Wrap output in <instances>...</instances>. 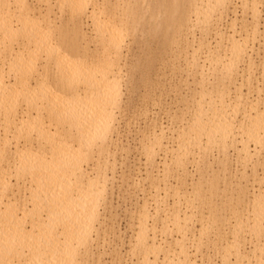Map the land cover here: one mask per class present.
<instances>
[{"label": "bare ground", "instance_id": "6f19581e", "mask_svg": "<svg viewBox=\"0 0 264 264\" xmlns=\"http://www.w3.org/2000/svg\"><path fill=\"white\" fill-rule=\"evenodd\" d=\"M144 2L145 0H0V264H80L77 260L80 249L90 247L91 241L95 240L92 234L97 230L96 226L105 222L100 219V206L109 200L106 198V185L112 162L109 165L107 157L110 155L107 153L115 140L112 136L117 132L115 122L118 115L116 113L120 112L123 77L120 61L125 56L123 48L127 35L132 30L136 31L150 11V5H153L148 19L154 21L151 27L161 29L165 35L173 29L172 44L177 43L179 38L180 41L181 38L188 41L189 31L182 33L184 28L191 27L192 32V28L196 27L199 28L198 31L208 26L210 29L213 23L218 26L233 0H155L150 4L147 2V7L143 6ZM252 3L253 21L244 30H252L255 34L258 33L261 14L259 15L258 3ZM246 5L247 3L245 7ZM192 15L195 17L194 22ZM89 21L93 23L90 42L95 45V51L91 49L94 52L88 49L92 46L90 44L88 47L91 34L88 37L83 31L85 26L84 30L88 33L87 28L90 26L86 27L84 24ZM202 32L208 34L205 30ZM233 36L236 37L235 34ZM234 37L229 43L231 50L228 49L232 51L230 57L226 55L225 60L221 55L224 44L221 41L222 47L217 51L215 48L216 56L213 53L215 57L211 56L212 61L211 58H206L211 62V66H207L209 69L199 64L200 51L204 47L200 39V42H196L198 46H193L192 52L185 59L191 60V71L201 76L203 89L209 81L206 79L207 71H211L212 77H219L218 83L222 91H234L237 102L232 107L229 103L221 104V109L213 117L208 114H195L192 117L189 132H198L200 135L190 136L182 146L180 144L178 150L172 149L175 151H172V163L177 169L184 168L189 148H198L199 152L207 153L209 149L218 147L219 152L227 156L232 147L239 153L238 158L244 164L250 163L255 154L260 156L257 151L264 145V136L259 134L264 130V111H259L256 104L261 98L251 100L249 96H244L245 84L237 83L235 79L237 73L242 72L238 70L239 61L236 60L244 59L245 55L248 57L249 48L254 45L250 47L249 40L240 41ZM252 52L254 49L250 50V55ZM250 58L251 56L248 57V65L251 63ZM251 66L253 65L249 66V70L253 68ZM249 70H246L247 74L251 73ZM242 74L244 72L241 76ZM256 90L259 96L264 88L257 87ZM248 92L250 94L255 91L250 88ZM240 109L242 112L244 110L243 122L235 126L236 122H232L234 118L231 115L234 117ZM235 129L240 133L239 139L235 135ZM151 134L147 148L145 147V158L148 157L149 160H146L154 167L156 153L168 152L171 148L164 141V130ZM201 137L206 139L204 144ZM95 157H98L97 162ZM94 161L95 164L89 166ZM168 165L165 160L164 170L169 168ZM260 181L264 190V175ZM198 198L201 202L204 199L201 194ZM178 203H175V208L172 207L173 210L176 209L175 212H179ZM145 205L143 204L148 208ZM252 205L251 210L241 205L234 209L236 222H229L237 235L250 233L255 238V241L251 236V240L249 239L252 252L245 254V250L242 252L240 249H235L234 252L233 246H226L229 252L225 254L222 264H232V256L234 264H254L252 257L255 264H264V242L261 241L264 236V194L260 199L255 198ZM143 210H140L144 213H141V227L139 226L134 248L150 254L154 247L152 251L158 252L161 247L148 246L149 240L154 242L157 236L156 231L152 232L153 237L149 233L152 229L147 224L148 210ZM173 216V225L170 224L174 229H169L170 224L165 226V220L162 219L166 232L176 230L181 238H185V230L188 229L186 224L189 221L183 223L180 221L181 217L176 214ZM169 233H165L167 238L171 235ZM235 244L237 246L239 242L235 241ZM141 264L155 263L146 258ZM166 264H173V261Z\"/></svg>", "mask_w": 264, "mask_h": 264}, {"label": "rangeland", "instance_id": "374dc122", "mask_svg": "<svg viewBox=\"0 0 264 264\" xmlns=\"http://www.w3.org/2000/svg\"><path fill=\"white\" fill-rule=\"evenodd\" d=\"M153 1L155 2V0H145L143 6L147 7L148 5L146 3L148 2L150 4ZM243 1L233 0L226 14L228 17L224 15V20L222 19L221 22L219 21L218 26L213 23L210 29V26L204 27L203 29L206 33L210 30L208 33L209 35H205V33L202 32L204 30L201 28V31H198V27L192 28V32L190 31L191 27L188 28L189 30L184 28L182 33H187L189 31L188 41H185L183 38H181L182 41H180L179 38L177 41L178 44H172L173 29H170L169 33L165 35L161 29H154L151 27L154 23V21H151L152 19L148 21L153 5H150V11L141 25L135 29L136 31L134 32V30H132L134 33L130 31V35H127L128 38H126L125 43H128L126 46L124 43L123 48V55L125 56H122L123 59L120 61V67L122 69L121 74H123V77L121 76L122 95L120 96V100H122L119 105L120 112L116 113L118 114L116 115L118 126L117 122H115L117 132L112 136V139H115L112 143L114 146H109L107 153V155H110V157H107L109 165L110 162H112V165L109 166V171H111V173L109 171L107 173L109 182L107 181L108 186L106 185V193H108L106 195L109 197L105 195L109 200L106 199L107 202L101 203L100 206V219L102 218L101 222H105L102 223L103 227L102 225L96 226L99 232L95 228L97 232L94 230L95 232L92 234L95 240L91 241L89 244L90 247L87 248V246L86 248L84 247V249L83 247L80 249V254L77 259L80 264H141L146 258H149V260L155 264H166L169 261H173V264H188L189 262V264H222L225 254L229 252V248L227 250V247L230 245L233 246V249H231L234 250V252L235 249H240V251L245 250L244 253L247 254V252L253 250L252 244H250L252 235L250 233H247V235L245 233L237 235V232L234 231L235 229L231 227L229 222H232L231 224L236 222L233 214L234 209L241 205L251 210L253 208L252 201L255 200V198L260 199L264 194L260 181L264 175V145H261V147L258 146V149H261L260 152L259 150L257 151L260 156L253 154L255 157H253V160L248 164H244L240 161L238 158L239 153L232 147L229 148V154L227 156L220 153L218 147L209 149L212 151L207 153L200 151L203 155L199 152L198 148H195L196 151L193 148H189V153H187L184 159L185 169H177L176 165L172 163L174 158L172 153L179 149L180 144L182 146V143L187 141L190 136L197 137L200 135L198 132H189L192 125V117L195 114L199 116L208 114L213 117V115L221 109V104L229 103V106L232 107L234 102H237L234 91H222V88H220L221 85L219 84V77L216 78L217 81L215 79L216 76L213 75L212 77L211 71H207L208 75L211 77L208 75L206 76V79L208 78L209 81L206 80L207 83L204 89L201 85V76L191 71V60L185 59H187L188 53L190 54L192 52V47L198 46V42L201 41L204 43V47H202L199 55V64L201 66L204 65L207 69L210 68L207 66H211L210 60L212 61L211 56L215 52V48L217 51L218 48L222 47L220 44L224 43L221 55H223L224 58L226 55L230 57L232 51H230L231 47L229 43H231L230 41L233 39L232 37H234L233 34L236 35V37H234L235 39L237 38L236 40H249L250 45H248L250 47L254 45L253 48H249L248 57L251 56V63L249 65L246 55L244 59L241 58L240 60H236L237 62L239 61L238 70L242 72L237 73L235 79H237L238 82L235 81L245 84L244 96H249L251 100L255 98L259 100V98H261V101L259 100L256 104V108L259 107V111H264V91H262L263 93L260 92L258 96L256 90L257 87L258 89L260 87L261 89L264 88V0L244 1L247 3L246 7ZM254 1L258 3V9L260 10L259 15L261 14L258 20L259 26L257 25L258 33L255 34L252 33V30L248 32L244 30L245 26L248 24L250 25L253 21L251 8L253 6L252 2ZM158 19L160 20L161 17ZM193 19L195 20V17L192 15V22H194ZM84 25H87L86 27L90 26L87 28L88 33L85 31V26H83L84 34L88 37L91 34L88 43L89 47L90 44L93 43L90 42L93 36L90 32L91 30L93 31V23L89 21ZM193 25L194 24H192V26ZM234 28H236V31ZM207 29L209 30L207 31ZM193 32L195 35H193ZM231 35L232 37H230ZM251 35H253V37H251ZM203 36H205V41ZM221 36L225 38H220ZM199 39L200 41H198ZM208 42L210 44L208 46L212 51L207 46ZM217 43H219V46ZM93 44L88 48L91 52L95 51V45ZM228 48H230V50ZM91 49H94V51ZM251 49H254V52L250 55ZM215 54L216 53H214V55ZM206 58L211 59L207 61ZM250 65H253L251 66L253 68L249 70L248 68ZM246 70H249L251 73L247 74ZM243 72L244 75L242 74L243 76H241ZM249 76H251V78ZM248 80H250L251 83H249ZM232 87L233 86H231V88ZM250 88L255 92H250L249 94L248 91ZM222 100L223 102H221ZM121 106L123 107L121 108ZM230 110L231 109H229V111ZM243 112L242 110L239 111L236 115L234 114V117L233 114L231 115L230 113L231 118L235 119L232 120V122H236L235 126H237L239 122H243ZM154 123L155 127H153ZM153 128L158 130L156 131ZM160 130L165 131L164 141L165 143L167 142L166 144H168L169 149H171L168 152L158 151L156 153L157 155H155V165L151 167L150 162L148 163L149 158H145L147 156L145 147L147 148L148 145V137L151 139V133L154 131L159 133ZM236 133L237 130L235 129V135L239 139L240 133H237L239 135ZM263 133L264 130L259 132L261 136H264ZM201 140L203 144L206 142L205 137H201ZM262 142L264 144V141ZM253 153H255V151ZM256 155L258 157H256ZM94 160H98V157H95ZM165 160L168 161L169 164V168L166 170H164L163 166ZM95 161L91 162L89 166H91L92 163L94 165ZM111 166L114 167L115 171ZM165 171H167V173ZM111 177L112 179H110ZM184 181H186V184ZM211 183L215 186L213 187ZM212 189H214V191ZM200 194L204 198L202 202L198 198ZM176 202H179V212H175L176 209L173 210ZM143 204L148 208H145ZM141 208L142 210H148L147 224L148 226L150 225L149 227L152 229L149 233L152 236L154 235L153 231H156L155 233L158 240L152 242V239H150L148 246L153 245L158 248L161 247L159 250L160 253L159 251L153 252L152 250L154 247H152L151 251L150 249L149 251L154 255L147 253L149 255L147 256L145 250L141 251L139 249V251H136L134 248L135 241L137 240L136 237L141 227L140 221L143 213L146 211L143 210L144 212L142 211V213L140 211ZM174 214L181 217L180 221L182 220L183 223L189 221V223L187 222L186 224L188 227L186 230L188 232L185 230V238H181V235L177 234L176 230H173L171 233L165 230V223V226H168L170 223L173 225V220L175 218V216H173ZM187 215L191 217L186 218ZM201 216L204 217L202 218ZM162 219L165 220L164 224H162L164 222ZM171 224L169 225V229H174V226ZM162 229L165 233L171 234L169 238H167V235ZM97 233L99 237H96L98 236L96 235ZM235 235L240 237L236 238ZM241 236L243 238H241ZM262 237L264 239V236ZM261 238H259V240ZM182 239L184 240L182 241ZM252 239L255 241V238L252 237ZM263 239H261L262 242H264ZM244 240H246V242ZM235 241L236 243L239 242L237 246ZM232 250H230V252ZM181 252H183L182 255ZM234 252L232 251V253ZM143 253L145 254L143 255ZM249 256L250 258L252 257V255ZM233 257L234 256L230 257L232 264L235 263ZM252 258L251 261L255 264V260Z\"/></svg>", "mask_w": 264, "mask_h": 264}]
</instances>
